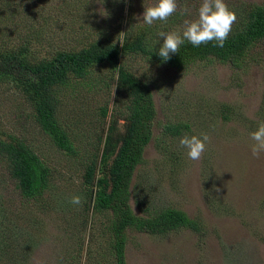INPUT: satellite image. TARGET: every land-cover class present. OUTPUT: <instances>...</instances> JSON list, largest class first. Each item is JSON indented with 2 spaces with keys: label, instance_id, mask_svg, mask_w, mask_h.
I'll return each mask as SVG.
<instances>
[{
  "label": "rangeland",
  "instance_id": "obj_1",
  "mask_svg": "<svg viewBox=\"0 0 264 264\" xmlns=\"http://www.w3.org/2000/svg\"><path fill=\"white\" fill-rule=\"evenodd\" d=\"M110 1L114 0H85L76 17L70 13L62 14L67 23L73 21L74 24V31L67 36L55 24L60 18V15L54 16L59 0H0V10L4 5L8 6L5 14L0 16L3 19L0 38L16 41L18 36L34 34L41 41L42 57H46L80 43L86 45L99 35L95 31L97 27H109L115 19V25L123 31L122 36L130 20L134 26L145 28L148 25L140 17L144 8L156 3V0H125L127 5L116 10L117 7L111 8ZM200 3L201 0H177V12L186 7L188 19L193 20ZM225 3L235 14L250 5L264 6V0H225ZM46 12L48 16L52 14L47 17V22ZM174 18V23L168 19L153 24H158L159 31L182 33L187 19L177 13ZM111 32L110 29L109 34ZM159 39L163 43V38ZM255 51L262 52L260 62L248 58L241 66L198 60L186 69H176L155 66L138 56L129 62L136 73L159 79L161 86L154 90L158 112L155 138L145 149L143 164L135 171L132 183L135 196L130 205L138 216L147 215L142 203L145 200L152 201L154 210L180 209L191 219L198 220L202 230L182 229L162 237L128 231L126 264H264V152L258 157L253 156L250 138L258 122L264 120V42ZM94 74L97 75L89 80L92 85L98 84L99 76H109L111 70L106 65ZM115 94L116 80L111 88L99 83L96 89L84 82L77 85L72 81L63 91L62 114L67 117V123L87 134L99 124L108 126ZM105 103L110 112L103 119L99 108ZM226 109L228 120L224 118ZM32 112L15 87L8 80L2 81V130L6 135L23 138L49 166L59 170L55 187L50 192L57 193L56 200L61 205L66 207L69 203L71 213L65 215V210L56 205L46 210V195L35 202L24 200L0 165V240L3 233L15 235L20 240L19 245L29 243L23 239L24 235L35 236L26 264H76L69 258L76 250L69 229L74 226L72 216L77 217L79 208L69 201L73 195H79L81 204L87 202V196L82 192L85 190L80 177L83 173L81 163L86 161L85 149L88 154L93 150L84 141L74 143L78 155L71 156L60 150L34 123ZM79 121L81 123L77 124ZM179 121L190 125L180 138L185 134L207 133L210 142L201 158L192 161L179 147L176 138L174 143L168 138L171 151L180 155V162L175 166L165 157L156 137L161 136L167 124ZM123 122L119 121L120 130ZM63 215L67 217L66 222ZM89 215L91 218L90 212ZM99 218L97 216L95 221ZM104 236L103 241L98 239L95 244L96 254L104 249L108 251L111 237ZM87 246L88 241L85 249ZM83 256L86 258V250ZM81 264H87L86 260Z\"/></svg>",
  "mask_w": 264,
  "mask_h": 264
},
{
  "label": "trees",
  "instance_id": "obj_2",
  "mask_svg": "<svg viewBox=\"0 0 264 264\" xmlns=\"http://www.w3.org/2000/svg\"><path fill=\"white\" fill-rule=\"evenodd\" d=\"M83 2L85 0H59V5L55 4L54 16L60 15L55 22L56 27L67 36L74 31V24L73 21L67 23L62 14L70 13L76 17ZM110 4L111 8L117 7L116 10L127 5L125 0L110 1ZM7 9L8 6L4 5L0 16ZM9 9L13 11L10 5ZM49 16L46 12V22ZM184 16L189 20L188 12ZM236 17L237 22L223 47L214 46L215 42L195 47L185 41L178 53L170 54L171 58L167 61L157 54L162 44L157 35L160 32L158 24L140 28L131 24V20L123 36L119 25H115V19L109 27H97L95 31L99 35L95 39L91 38L86 45L80 43L69 50H58L46 57H42L39 48L41 41L34 34L18 36L19 40L16 41L0 38V86L2 81L8 80L15 87L32 108L34 123L54 146L71 156L79 153L74 144L76 141L86 142L87 147L93 150L88 154V149H85L86 161L81 163L83 173L80 177L83 180L82 189L85 190L82 192L87 196V202L78 205L76 218L72 216L74 226L69 230L75 240L76 250L73 255L70 254V261L76 264L85 260L87 264H126L128 231L162 237L182 229L202 230L198 220L191 219L180 209L168 207L154 210L152 201L145 200L142 203L147 215L138 216L130 205L135 196L134 190L132 193L135 171L143 164L145 149L155 138L158 112L154 90L161 89V86L159 79L138 74L128 64L136 56L158 67L166 65L176 69H186L198 60H216L240 66L248 58L260 62L262 52L255 50L264 42V6L250 5L239 9ZM175 19L173 15L169 21L174 23ZM1 23L3 19L0 17ZM58 35L61 33L58 32ZM106 65L110 67L111 74L99 76L98 84L103 83L106 88H111L116 80L115 101L110 116L107 103L99 108V113L103 119L109 116L110 122L108 126L99 124L100 127L98 125L85 134L65 120L67 117L62 114L64 110L61 100L63 91L72 81L77 85L84 82L96 89L98 84L92 85L89 80L97 75L94 74L97 69ZM225 113L224 118L230 119L227 109ZM121 120L124 122L120 130L118 124ZM164 129L161 136L156 137L157 144L170 164L176 166L180 162V155L171 151L167 145L168 138L173 143L175 138L179 141V136L189 130L190 125L179 121L167 124ZM0 165L24 200L35 202L46 195V210L56 205L65 210V215L71 213L69 203H66V207L61 205L56 200L57 193L50 192L55 187L59 170L49 166L23 138L6 135L1 123ZM93 191L95 196L91 207ZM65 215L63 221L66 222ZM97 216L100 218L95 221ZM98 230L100 232L97 235ZM107 234L111 237L108 251L104 249L96 254L95 244L98 239L103 241ZM14 236L3 233L0 240V264H26L29 261L35 236L24 235L23 239L29 243L22 242L19 245V238ZM86 241L88 246L85 249ZM85 250L86 258L83 256Z\"/></svg>",
  "mask_w": 264,
  "mask_h": 264
},
{
  "label": "clouds",
  "instance_id": "obj_3",
  "mask_svg": "<svg viewBox=\"0 0 264 264\" xmlns=\"http://www.w3.org/2000/svg\"><path fill=\"white\" fill-rule=\"evenodd\" d=\"M178 9L177 0H156L153 6L144 8L142 17L144 24L152 26L154 22H167ZM188 12L186 7L180 9L181 15ZM236 14L231 11L225 0H201L197 9V16L193 20H185L182 33L158 32V37L163 38L159 47L158 55L162 60L171 58L170 54H177L179 48L185 41L198 47L202 44L215 42L214 46L223 47L236 21ZM253 141L251 151L253 156H259L264 152V120L258 122L257 129L250 133ZM210 142L207 133L197 135L185 134L179 139V147L185 150L187 157L196 161L199 160ZM73 205H81L79 195H73L69 201Z\"/></svg>",
  "mask_w": 264,
  "mask_h": 264
},
{
  "label": "water",
  "instance_id": "obj_4",
  "mask_svg": "<svg viewBox=\"0 0 264 264\" xmlns=\"http://www.w3.org/2000/svg\"><path fill=\"white\" fill-rule=\"evenodd\" d=\"M94 196H95V192L93 191V198H92V206L91 207H93Z\"/></svg>",
  "mask_w": 264,
  "mask_h": 264
}]
</instances>
